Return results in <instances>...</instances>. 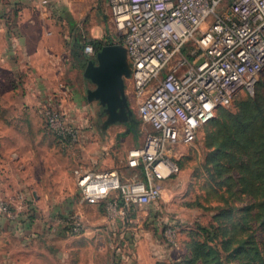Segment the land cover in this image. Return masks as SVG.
I'll use <instances>...</instances> for the list:
<instances>
[{"label":"built area","instance_id":"obj_1","mask_svg":"<svg viewBox=\"0 0 264 264\" xmlns=\"http://www.w3.org/2000/svg\"><path fill=\"white\" fill-rule=\"evenodd\" d=\"M106 1L131 64L128 105L149 130L144 143L127 152L126 166L140 175L122 182L115 169L77 166L72 173L80 202L105 199V216L125 219L131 206L159 199L160 182L179 171L173 149L230 104L239 88L252 89L264 70V0ZM83 49L95 53L91 44ZM43 115L58 144L75 150L79 129L53 106ZM10 213L0 200V214ZM58 223L75 234L84 227L78 214ZM174 233L169 229L168 239Z\"/></svg>","mask_w":264,"mask_h":264},{"label":"crops","instance_id":"obj_2","mask_svg":"<svg viewBox=\"0 0 264 264\" xmlns=\"http://www.w3.org/2000/svg\"><path fill=\"white\" fill-rule=\"evenodd\" d=\"M99 3L107 6L106 0ZM68 5V0H0V200L11 208L9 215L0 214V264H84L90 237L110 232L138 238L125 219H109L98 204L80 202L74 179L76 196L55 209L77 213L84 231H53L55 213L50 212L49 224L40 216L46 212L45 196L35 182L45 179L47 167L50 174L53 170L41 153L39 133L46 127L37 119L44 103L58 106L77 95L84 58L91 57ZM93 31L90 38L99 39L101 28Z\"/></svg>","mask_w":264,"mask_h":264},{"label":"rangeland","instance_id":"obj_3","mask_svg":"<svg viewBox=\"0 0 264 264\" xmlns=\"http://www.w3.org/2000/svg\"><path fill=\"white\" fill-rule=\"evenodd\" d=\"M58 1L61 2V0ZM68 2L70 5L67 8L71 6L77 17L75 23L78 25L75 26V31L81 37L86 35L81 38L83 41L90 40L92 31L100 27L99 40L104 41L109 38L112 42H119L118 33L105 4L99 3V0H68ZM94 34L98 33L94 32ZM200 59L199 57L192 62ZM80 78L77 95L72 94L63 101H58V106L53 105L52 102L44 103L41 116L37 119L47 128L44 127L46 131L39 133L42 141L41 153L43 158L47 159V165L49 164L53 170L50 174L49 167H47L48 172H43L45 179L35 182L36 187L39 188L38 192H44L45 196L46 212H41L40 216L46 218L44 222L49 224L50 212L55 213L56 219L52 220L50 226L54 227L53 231L62 229L68 235H78L84 231L83 227L79 233H71L69 229L67 230L58 223L62 218L77 213L55 209L65 200L76 196L73 169L77 166L91 171L115 169L121 181L124 182L139 172L126 166L127 152L130 148L141 146L149 130L139 121L136 109L130 107L131 117L137 122L136 132H130V130L126 132L129 129V123H114L102 129L101 123L106 117L105 113L98 114L99 102L97 100L88 102L85 96V88H92L93 84L82 75ZM128 82L126 80V94L128 93ZM245 96L254 100L264 99V70L259 73L251 90L239 88L230 104L219 107L215 117L202 126L192 139L180 143L173 149L172 158L176 161L179 171L160 182L161 197L144 206L136 208L131 206L128 210L125 218L131 226L128 230L130 233L137 232L138 238L133 239V235L132 240H129L125 233L113 235L110 232L103 233L98 238L90 237L89 263L84 262V264H180L188 258L190 254L188 243L193 239L202 240L205 236L207 237L201 228L212 230L213 228H209L210 225L216 224L213 214L224 208L223 201L210 182L207 181L206 185L209 173L204 163L207 153L211 150L207 146L209 133L218 128L215 121L218 123L224 119L223 112L237 111L236 101ZM48 106L55 107L64 114L66 122L79 129L80 141L75 150L63 149L46 126L43 112ZM3 136L8 137L7 134ZM0 138H2V133ZM138 174L140 175V172ZM105 202V199H97L83 203L98 204V211L101 213L104 211ZM242 203L244 202L236 201L238 205ZM133 219L137 221H131ZM113 220L123 222L118 217ZM169 229H174L175 233L168 239ZM257 234L261 236V232ZM234 263L243 264L239 261H230L228 264Z\"/></svg>","mask_w":264,"mask_h":264},{"label":"trees","instance_id":"obj_4","mask_svg":"<svg viewBox=\"0 0 264 264\" xmlns=\"http://www.w3.org/2000/svg\"><path fill=\"white\" fill-rule=\"evenodd\" d=\"M111 42L90 39L82 47L89 43L97 51ZM236 102V112L225 111L215 121L204 163L206 185L210 182L224 208L213 214L212 230L201 228L207 237L188 243L190 254L180 264H264V99L245 96ZM136 127L129 122L130 132Z\"/></svg>","mask_w":264,"mask_h":264},{"label":"water","instance_id":"obj_5","mask_svg":"<svg viewBox=\"0 0 264 264\" xmlns=\"http://www.w3.org/2000/svg\"><path fill=\"white\" fill-rule=\"evenodd\" d=\"M130 73L126 48L120 42L102 45L85 61L82 74L95 85L86 91V99L88 102L97 100L103 106L106 117L101 123L102 129L114 123L136 122L131 117L125 93V80Z\"/></svg>","mask_w":264,"mask_h":264},{"label":"flooded vegetation","instance_id":"obj_6","mask_svg":"<svg viewBox=\"0 0 264 264\" xmlns=\"http://www.w3.org/2000/svg\"><path fill=\"white\" fill-rule=\"evenodd\" d=\"M93 84V83H92ZM94 84H93V86H92V88H94ZM92 88H90V87H86L85 88V96H86V91L88 90V89H92ZM125 90H126V88H125ZM98 103V102H97ZM98 106L100 107V110L98 111V114H100V113H102L103 112V106L102 105H100L99 103H98Z\"/></svg>","mask_w":264,"mask_h":264},{"label":"bare ground","instance_id":"obj_7","mask_svg":"<svg viewBox=\"0 0 264 264\" xmlns=\"http://www.w3.org/2000/svg\"><path fill=\"white\" fill-rule=\"evenodd\" d=\"M95 187H97V188H102V187H103V183H99V184H97Z\"/></svg>","mask_w":264,"mask_h":264}]
</instances>
